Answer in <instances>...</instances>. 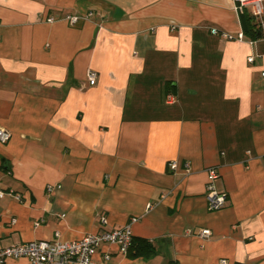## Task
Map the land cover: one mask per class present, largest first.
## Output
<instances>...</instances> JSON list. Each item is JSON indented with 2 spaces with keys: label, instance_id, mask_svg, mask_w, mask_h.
Returning <instances> with one entry per match:
<instances>
[{
  "label": "crops",
  "instance_id": "0c3cea01",
  "mask_svg": "<svg viewBox=\"0 0 264 264\" xmlns=\"http://www.w3.org/2000/svg\"><path fill=\"white\" fill-rule=\"evenodd\" d=\"M246 17L230 0H0V249L135 218L154 256L101 264H264V39Z\"/></svg>",
  "mask_w": 264,
  "mask_h": 264
},
{
  "label": "built area",
  "instance_id": "2783aa9c",
  "mask_svg": "<svg viewBox=\"0 0 264 264\" xmlns=\"http://www.w3.org/2000/svg\"><path fill=\"white\" fill-rule=\"evenodd\" d=\"M234 12H242L243 8L251 7V16L256 20L259 28L260 37L264 39V12L262 0H230ZM81 17H66L65 20L70 25H75ZM51 20H49L50 22ZM211 35L220 36L226 41H242V34L236 37L219 32L216 29L210 30ZM248 63H252L251 57L247 58ZM264 78V73L261 74ZM86 80L89 86H93L96 80V74L88 71ZM167 103L172 101L171 96H166ZM10 138L9 132L0 128V144H5ZM188 168V165L185 164ZM170 171H175L177 164L172 162L168 164ZM206 184L204 199L206 207L209 211H218L224 207L226 196L215 190L214 181L217 179L215 168L205 170ZM47 192L51 193L52 188L47 187ZM3 193L0 192V199ZM137 220L130 219L125 226L111 231H100L96 235H88L76 241L70 242H54V241H32L23 245L11 246L9 248L0 249V264H4L7 260L26 259L28 264H101L103 261H109L114 254L126 257L127 250L131 241V226ZM12 220V224H14ZM102 224L105 221L101 219ZM37 226V225H36ZM210 233L207 230L199 232L197 235L200 239L208 238ZM220 264H226L221 261Z\"/></svg>",
  "mask_w": 264,
  "mask_h": 264
},
{
  "label": "trees",
  "instance_id": "16d2710c",
  "mask_svg": "<svg viewBox=\"0 0 264 264\" xmlns=\"http://www.w3.org/2000/svg\"><path fill=\"white\" fill-rule=\"evenodd\" d=\"M243 33L250 36L251 39H258L260 37L259 28L257 24L253 22L252 18L246 17L244 22ZM155 254V249L146 240L131 239L126 257L129 259H148Z\"/></svg>",
  "mask_w": 264,
  "mask_h": 264
}]
</instances>
